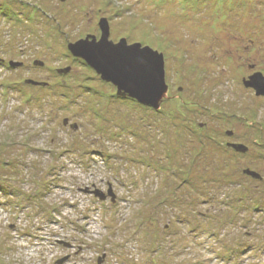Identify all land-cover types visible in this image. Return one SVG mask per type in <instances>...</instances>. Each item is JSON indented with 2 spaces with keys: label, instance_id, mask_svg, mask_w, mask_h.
<instances>
[{
  "label": "rangeland",
  "instance_id": "374dc122",
  "mask_svg": "<svg viewBox=\"0 0 264 264\" xmlns=\"http://www.w3.org/2000/svg\"><path fill=\"white\" fill-rule=\"evenodd\" d=\"M102 17L163 52L157 109L68 49ZM256 71L264 0H0V264H264Z\"/></svg>",
  "mask_w": 264,
  "mask_h": 264
},
{
  "label": "water",
  "instance_id": "95a60500",
  "mask_svg": "<svg viewBox=\"0 0 264 264\" xmlns=\"http://www.w3.org/2000/svg\"><path fill=\"white\" fill-rule=\"evenodd\" d=\"M100 37L87 35L75 42H68L67 46L75 57L85 60L100 77L111 82L117 90V94L136 99L146 106L158 108L160 102L168 91L165 74V58L163 52H159L150 46H141L135 42L129 44L127 39L122 37L117 42L109 38V23L106 17L99 21ZM36 64L43 62L37 60ZM14 66L15 62L10 61ZM70 67L63 71L67 72ZM62 70L59 69V72ZM28 83H42L32 79L26 80ZM244 84L255 89L256 95L264 94V75L260 71L254 72L248 79H244ZM231 133V131H229ZM229 146L238 151H246L247 146L243 143H228ZM245 172L254 177H259L257 172L246 169ZM90 192V191H89ZM95 194L104 198V192L95 189ZM110 195L112 190H108ZM112 201H114L112 199ZM64 261V260H63ZM60 260L58 263H62Z\"/></svg>",
  "mask_w": 264,
  "mask_h": 264
},
{
  "label": "trees",
  "instance_id": "16d2710c",
  "mask_svg": "<svg viewBox=\"0 0 264 264\" xmlns=\"http://www.w3.org/2000/svg\"><path fill=\"white\" fill-rule=\"evenodd\" d=\"M81 59H83V58H81ZM84 60V59H83ZM85 61V60H84ZM10 65V64H9ZM11 66V65H10ZM12 67V66H11ZM70 67V66H69ZM95 71V70H94ZM57 72H59V69H57ZM27 80V79H26ZM25 80V83H27V84H34V83H28L27 81ZM35 81H37V80H35ZM39 82V81H38ZM42 84V83H41ZM40 83H35L34 85H41ZM116 93H117V90H116ZM131 98V97H130ZM132 99H134V98H132ZM134 100H136V99H134ZM137 101V100H136ZM139 102V101H138ZM140 103V102H139ZM142 104V103H141ZM228 143H232V142H228ZM233 143H237V142H233ZM241 143V142H240ZM244 144V143H243ZM247 146V145H246Z\"/></svg>",
  "mask_w": 264,
  "mask_h": 264
},
{
  "label": "flooded vegetation",
  "instance_id": "af4514ba",
  "mask_svg": "<svg viewBox=\"0 0 264 264\" xmlns=\"http://www.w3.org/2000/svg\"><path fill=\"white\" fill-rule=\"evenodd\" d=\"M236 142V141H235ZM228 143V142H227Z\"/></svg>",
  "mask_w": 264,
  "mask_h": 264
},
{
  "label": "bare ground",
  "instance_id": "6f19581e",
  "mask_svg": "<svg viewBox=\"0 0 264 264\" xmlns=\"http://www.w3.org/2000/svg\"><path fill=\"white\" fill-rule=\"evenodd\" d=\"M62 264V263H61Z\"/></svg>",
  "mask_w": 264,
  "mask_h": 264
}]
</instances>
